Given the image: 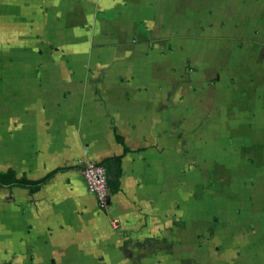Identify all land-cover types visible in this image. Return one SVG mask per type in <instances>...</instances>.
Returning a JSON list of instances; mask_svg holds the SVG:
<instances>
[{
    "label": "crops",
    "instance_id": "1",
    "mask_svg": "<svg viewBox=\"0 0 264 264\" xmlns=\"http://www.w3.org/2000/svg\"><path fill=\"white\" fill-rule=\"evenodd\" d=\"M10 168L0 264H264V0H0Z\"/></svg>",
    "mask_w": 264,
    "mask_h": 264
},
{
    "label": "built area",
    "instance_id": "2",
    "mask_svg": "<svg viewBox=\"0 0 264 264\" xmlns=\"http://www.w3.org/2000/svg\"><path fill=\"white\" fill-rule=\"evenodd\" d=\"M82 174L88 190L96 198L99 209L106 211L110 206L111 199L106 166L99 161L88 160L82 169Z\"/></svg>",
    "mask_w": 264,
    "mask_h": 264
},
{
    "label": "trees",
    "instance_id": "3",
    "mask_svg": "<svg viewBox=\"0 0 264 264\" xmlns=\"http://www.w3.org/2000/svg\"><path fill=\"white\" fill-rule=\"evenodd\" d=\"M118 161L120 157L115 158ZM105 166L106 163L102 162ZM107 168V167H106ZM56 172V171H55ZM55 172L49 174L47 177L39 180H30L26 176H19L17 171L10 168L7 171L0 170V187L12 188L15 186L29 188L31 192L37 191Z\"/></svg>",
    "mask_w": 264,
    "mask_h": 264
},
{
    "label": "rangeland",
    "instance_id": "4",
    "mask_svg": "<svg viewBox=\"0 0 264 264\" xmlns=\"http://www.w3.org/2000/svg\"><path fill=\"white\" fill-rule=\"evenodd\" d=\"M173 244V241L171 242V245Z\"/></svg>",
    "mask_w": 264,
    "mask_h": 264
}]
</instances>
